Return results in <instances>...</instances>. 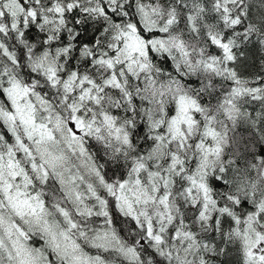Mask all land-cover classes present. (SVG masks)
Returning <instances> with one entry per match:
<instances>
[{
  "label": "snow or ice",
  "instance_id": "obj_1",
  "mask_svg": "<svg viewBox=\"0 0 264 264\" xmlns=\"http://www.w3.org/2000/svg\"><path fill=\"white\" fill-rule=\"evenodd\" d=\"M0 264H264V0H0Z\"/></svg>",
  "mask_w": 264,
  "mask_h": 264
}]
</instances>
